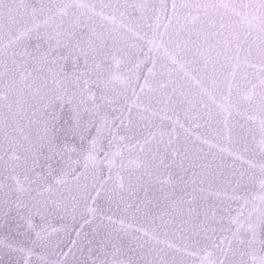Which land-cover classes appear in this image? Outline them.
Returning a JSON list of instances; mask_svg holds the SVG:
<instances>
[{"label": "snow or ice", "instance_id": "6c2138e0", "mask_svg": "<svg viewBox=\"0 0 264 264\" xmlns=\"http://www.w3.org/2000/svg\"><path fill=\"white\" fill-rule=\"evenodd\" d=\"M120 211L264 264V0H0V264H188Z\"/></svg>", "mask_w": 264, "mask_h": 264}, {"label": "water", "instance_id": "95a60500", "mask_svg": "<svg viewBox=\"0 0 264 264\" xmlns=\"http://www.w3.org/2000/svg\"><path fill=\"white\" fill-rule=\"evenodd\" d=\"M26 2H30V0H26ZM84 2L89 3V4H96L99 5L101 3H115L116 0H84ZM120 3H131L135 2V0H119ZM99 10V9H97ZM37 23H42L41 21H37ZM107 23L109 27H112L113 25L111 22H104ZM121 21L119 17L117 16L116 20V27H119ZM143 44L144 42L141 41ZM145 50H147V46H145ZM158 56L162 58L164 56L163 49L160 50L158 53ZM148 67H151V64L148 65ZM160 65L159 63L157 64V68L159 69ZM142 71L146 74L147 73V68L142 66ZM177 73H180V75H183L182 71L177 68L176 69ZM141 83H143V77H141ZM189 87H195L194 84L189 85ZM139 91V89H137ZM183 118V117H182ZM187 126V125H186ZM192 132L193 135H198V134H203L204 129H197L195 126H192ZM211 142L216 145L212 149V152L216 154L217 156V161L219 162V159L222 157L226 165H231L233 162H235L236 166L239 167H244L247 168L248 165L244 163L242 160H235L234 157L229 155L230 151H234V148L232 145L229 144V141L227 139V135L225 134L223 137H209ZM221 149H224V151H221ZM204 150L207 152L208 151V146H204ZM245 159H248V156H245ZM257 163H259L258 158H253ZM258 173V169L256 170ZM207 187V185H206ZM235 207V205H233ZM105 211L107 212V215H113L112 212H108L107 208L105 207ZM160 213L159 211H154L151 216H145L143 213L135 214V213H128L127 215L123 212H116L115 215L113 216L114 219L117 221L124 219L126 225H131L129 231L133 235H140L143 236V231L142 232H135V229L140 228L144 231H148L150 234H153L157 237V240L159 243H157L156 240L151 241L152 244H154L157 248H162L165 249L169 252L175 253L177 256H183L185 260H187L188 264H196L195 258L194 257H188L186 256L183 252L176 253V248H182L183 247V240L181 239L180 235L178 233L174 234L175 230L172 228H162L161 227V221L160 219L156 218L159 217ZM89 223H85L84 220H79V224H83L84 226V231L91 233L93 229L96 227V225H99L101 223V220L97 218H93L91 215L88 217ZM104 223L107 224L108 220L107 217L104 218ZM60 225L57 224V227ZM66 227L67 231L70 234V238L74 239L76 236V232L73 230V221L69 217L67 222H66ZM79 228V225H77V229ZM61 237H65V233L62 231L60 233ZM144 239H148L147 236H144ZM172 244L174 247L172 249H167V245ZM65 251H67V248H65Z\"/></svg>", "mask_w": 264, "mask_h": 264}]
</instances>
